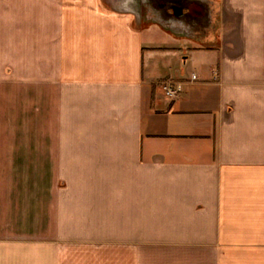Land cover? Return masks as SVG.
<instances>
[{
  "label": "crops",
  "instance_id": "0c3cea01",
  "mask_svg": "<svg viewBox=\"0 0 264 264\" xmlns=\"http://www.w3.org/2000/svg\"><path fill=\"white\" fill-rule=\"evenodd\" d=\"M206 1L0 0V264H264V0Z\"/></svg>",
  "mask_w": 264,
  "mask_h": 264
},
{
  "label": "water",
  "instance_id": "95a60500",
  "mask_svg": "<svg viewBox=\"0 0 264 264\" xmlns=\"http://www.w3.org/2000/svg\"><path fill=\"white\" fill-rule=\"evenodd\" d=\"M136 7L140 14H144V8H147L145 13L154 12L160 25L194 29L207 21L209 3L206 0H137Z\"/></svg>",
  "mask_w": 264,
  "mask_h": 264
},
{
  "label": "built area",
  "instance_id": "2783aa9c",
  "mask_svg": "<svg viewBox=\"0 0 264 264\" xmlns=\"http://www.w3.org/2000/svg\"><path fill=\"white\" fill-rule=\"evenodd\" d=\"M215 79L218 78V73L215 72ZM198 78H197V75L196 74H193L191 76V79L190 81L191 82H194V81H197ZM185 82L183 81H178V80H175V79H172V78H169V79H166L165 81H163L161 84H160V87H161V90L162 92L164 93V95L171 99V100H175V99H178L184 89V86H185Z\"/></svg>",
  "mask_w": 264,
  "mask_h": 264
},
{
  "label": "flooded vegetation",
  "instance_id": "af4514ba",
  "mask_svg": "<svg viewBox=\"0 0 264 264\" xmlns=\"http://www.w3.org/2000/svg\"><path fill=\"white\" fill-rule=\"evenodd\" d=\"M166 1H169V0H166ZM158 8H160V6H159V4H158V6H157Z\"/></svg>",
  "mask_w": 264,
  "mask_h": 264
},
{
  "label": "rangeland",
  "instance_id": "374dc122",
  "mask_svg": "<svg viewBox=\"0 0 264 264\" xmlns=\"http://www.w3.org/2000/svg\"><path fill=\"white\" fill-rule=\"evenodd\" d=\"M144 9H145V12H147V10H146L147 8H144Z\"/></svg>",
  "mask_w": 264,
  "mask_h": 264
}]
</instances>
